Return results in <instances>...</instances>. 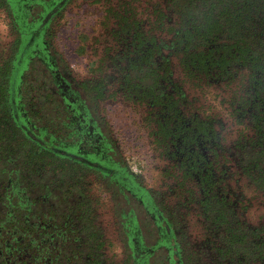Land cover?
I'll list each match as a JSON object with an SVG mask.
<instances>
[{"label": "rangeland", "instance_id": "374dc122", "mask_svg": "<svg viewBox=\"0 0 264 264\" xmlns=\"http://www.w3.org/2000/svg\"><path fill=\"white\" fill-rule=\"evenodd\" d=\"M160 2L69 0L49 20L45 42L75 82L94 86L98 120L123 164L150 190L173 225L172 242L179 244L185 263L189 264L186 259L191 254L195 260L190 264H245L244 255L236 257L230 249L227 225L220 221L245 231L264 226V192L236 163V144L249 142L251 136L246 114L238 108V86L245 83V75L235 72L221 79L189 70L170 46L172 33L167 29L174 27L173 19L155 21L157 9L169 14ZM15 38L14 27L0 7V60L10 55ZM25 80L32 82L29 73ZM37 96L43 119L45 91L38 90ZM172 105L180 116L177 123L193 132L198 133L199 121L211 126V135L199 137L211 176L206 189L199 183V173L181 162L179 145L166 136L163 126H170ZM89 188L106 233L108 256L118 264L123 249L107 191L98 189L96 181ZM206 198L218 205L223 218L210 215ZM144 235L148 247L152 239ZM130 257L125 255L124 262ZM151 264L158 263L151 258Z\"/></svg>", "mask_w": 264, "mask_h": 264}, {"label": "flooded vegetation", "instance_id": "af4514ba", "mask_svg": "<svg viewBox=\"0 0 264 264\" xmlns=\"http://www.w3.org/2000/svg\"><path fill=\"white\" fill-rule=\"evenodd\" d=\"M65 1L7 0L5 6H1L14 27L16 38H20L21 42L17 48L20 46L22 50V41L27 38L31 46L30 53L20 58L24 60V64L18 65L19 77L23 78L32 69H36L43 76L42 81L51 93L48 99L54 109L55 118L52 120L51 128L40 126L31 120L28 111L23 110L21 86L15 89L17 98H12V93L10 94L14 86L10 75V81L3 83L9 93L8 102L11 105L9 107L12 111L15 109V112L10 113V122L0 124V129L14 123L21 129L17 136H23V133L30 134L37 142V148L48 147L53 151L58 150L63 158L69 160L68 164L72 165V169L67 171L68 174L71 172L75 175L74 183L71 182L68 186L58 183L55 187L50 182L55 178L59 179L58 174L45 173V169L42 168L29 170L27 162L22 168L11 173L10 168L14 167L19 157L16 156L14 160V154L6 155L5 152L7 158L4 160L0 140V171L2 169L11 171L8 172V177L4 172L0 173L1 183L7 177L12 183L7 185L10 191L17 192L18 185L12 181L15 183L18 181L17 183L21 185L19 193L20 191L25 195L30 193L28 200L26 203L23 201V204L27 206L28 201L32 202V209H29L28 213L33 217L27 213L25 223H31L36 228L33 231L31 226L32 231L26 234L29 239H40L36 254L19 251L18 255L13 257L12 250L6 246L9 256L4 252L3 258H6L9 264H116L111 262L108 256L106 233L89 188L93 181H96L98 189L103 187L102 189L107 191L114 219L118 224L120 236L118 239L123 249L121 251L123 257L118 264H124L125 255L131 256L132 264H151V258L156 259L155 263L158 264H187L179 250V244L176 241L172 242L175 234L173 225L154 202L150 190L142 187L138 177L123 164L113 145V139L98 120L93 107L97 93L91 90L90 85L83 87L75 82L62 66L59 56L45 42L48 22L57 15ZM21 50L19 49V52ZM11 53L12 49L10 55ZM26 83L28 84L27 81ZM23 139L27 140L24 136L21 140ZM199 148L206 161L207 157L203 154L200 142ZM28 150L29 145L23 146L22 151L18 152L22 157L20 164L27 159ZM200 172L203 175L206 172L208 174L207 168L204 167L198 173ZM90 232L96 235L97 241L93 242L92 238L89 240ZM144 234L152 239L148 247L143 242ZM100 241H103V245L99 247ZM51 244L56 248L55 255L46 251V247ZM3 251L0 245V255ZM26 255L28 259L24 260ZM187 256L186 260L190 264L194 258L191 254ZM246 261L245 264H252L250 259Z\"/></svg>", "mask_w": 264, "mask_h": 264}, {"label": "trees", "instance_id": "16d2710c", "mask_svg": "<svg viewBox=\"0 0 264 264\" xmlns=\"http://www.w3.org/2000/svg\"><path fill=\"white\" fill-rule=\"evenodd\" d=\"M6 1L0 0V7L5 6ZM68 1L62 3L57 15L60 14L61 9ZM160 3L163 4L164 10L169 11L168 15L173 14V17L161 12L159 8L155 13L157 16L155 21L160 23L163 19L166 21L168 18L173 19L174 27L167 29L168 33H172L170 46L180 54L183 63L189 70L205 75H217L221 79H225L235 72L245 75V83L240 88L238 86V108H243V113L246 114L251 136L249 142L236 144L238 148L236 163L254 186L264 192V0H161ZM20 42V38H16L11 47L12 55L0 60V124L10 122V113L15 112V109L12 111L9 107L11 106L8 102L9 93L3 83L7 80L10 81L11 75V83L14 84L10 90L12 98L18 97L15 89L21 86L20 94L24 98L23 110L28 111L31 120L35 121L36 124L51 128L55 115L48 99L51 93L42 81L43 76L36 69H32L28 71L32 82L25 80V75L23 78L19 77L20 69L18 65L20 63L24 64V60H20V58L26 57L31 51L28 38L22 41L24 46H22V50L20 46L17 48ZM19 49L21 52H19ZM93 89L94 86H91L92 91ZM38 90L45 91L43 111H45L46 117L43 119H40L38 114L41 104L37 96ZM158 98L160 100V97ZM171 107L173 109L171 108L168 111L167 117L170 120V126L167 125L168 129L163 126L166 136L171 138L175 146L179 145V152L184 155L181 162L189 170L199 172L202 167H207L199 148V137L211 135L213 133L211 126L207 122L199 121L196 122L198 133L193 132L192 128L177 123L180 118L178 110L174 109L173 105ZM19 131L21 129L16 127L14 123L12 126L6 127L5 125L3 129H0L3 159L7 158L5 152L6 155L14 154V160L16 156L19 157L18 163L15 162L14 167L10 168L12 172L10 169H7V171L2 169L0 173L4 172L8 177V172L14 173L15 169L22 168L27 162L29 170L42 168L45 169V173L58 174L59 179L56 180L55 178L50 182L52 186L58 183L67 186L71 182L74 183L75 175L71 172L69 175L67 172L72 169V165L71 163L68 164L69 160L66 157L63 158L59 151L55 149L53 151L48 147L37 148V142L33 140L30 134L24 135L23 133L27 140H21L23 136H17ZM27 145H29V155L20 164L22 157L18 152L22 151L23 146ZM201 172L199 173L201 187H209L211 176L207 172L204 175ZM47 175L49 174H45V176ZM7 177L4 178L3 183H1L2 177H0V245L4 250L0 255V264H9L6 262V258H3L4 252L9 256L6 246L12 250L13 257L17 256L19 251L36 254L39 250L37 244L40 241L37 238L29 239L26 234L28 231H32L31 226L33 231L36 228L31 223H25V216L28 210L32 209L31 205L33 204L28 201V208V205L25 206L23 201L26 203L30 193L26 195L21 191L19 193L20 183L18 184V181L15 183L12 180L14 184L18 185H16L17 192L10 191V187H7L10 183ZM31 200H33V197H31ZM205 201L204 206L211 216L217 214L218 219L223 218L224 215L219 213L223 211L218 210L217 204L214 207L209 198H206ZM28 215L32 216L30 213ZM220 221L227 225L228 245L231 246V250L234 249L233 252H235L236 257L240 254L244 255L246 259H250L252 263L264 264V226L254 231H245L241 230L239 225L229 226L230 222H226L225 219H220ZM86 225L90 230L87 222ZM88 236L89 240L92 238L93 242L97 241L93 232H90ZM52 242H54V239ZM102 245L103 241H100L98 246ZM49 246L46 247V251L55 255L56 248L52 244ZM27 259L28 256L26 255L24 260ZM127 261L124 264H132L131 257Z\"/></svg>", "mask_w": 264, "mask_h": 264}]
</instances>
